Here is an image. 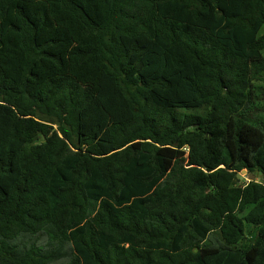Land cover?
<instances>
[{"label": "trees", "instance_id": "16d2710c", "mask_svg": "<svg viewBox=\"0 0 264 264\" xmlns=\"http://www.w3.org/2000/svg\"><path fill=\"white\" fill-rule=\"evenodd\" d=\"M263 25L264 0H0V264H264Z\"/></svg>", "mask_w": 264, "mask_h": 264}, {"label": "rangeland", "instance_id": "374dc122", "mask_svg": "<svg viewBox=\"0 0 264 264\" xmlns=\"http://www.w3.org/2000/svg\"><path fill=\"white\" fill-rule=\"evenodd\" d=\"M259 34H260V35H263V34H264V25H263V27L261 28ZM263 54H264V50H263ZM241 174H242V173H241ZM242 175H244V177H243L242 179H247L248 181H251V180H259V179H261V178L259 177V175L254 174V173H248V172H247V173L242 174ZM218 235H219V234H218L217 232L214 233V237H219ZM211 243H212L211 240H207V241H206V244H211Z\"/></svg>", "mask_w": 264, "mask_h": 264}, {"label": "water", "instance_id": "95a60500", "mask_svg": "<svg viewBox=\"0 0 264 264\" xmlns=\"http://www.w3.org/2000/svg\"><path fill=\"white\" fill-rule=\"evenodd\" d=\"M247 172H248L247 169H244V170H242L241 173H242V174H245V173H247ZM241 173L239 174V177L243 178L244 175H242Z\"/></svg>", "mask_w": 264, "mask_h": 264}]
</instances>
